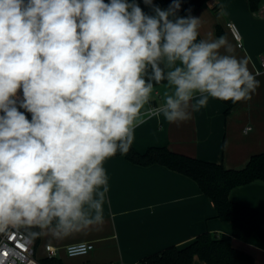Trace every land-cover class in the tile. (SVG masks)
I'll return each mask as SVG.
<instances>
[{"label":"clouds","instance_id":"clouds-1","mask_svg":"<svg viewBox=\"0 0 264 264\" xmlns=\"http://www.w3.org/2000/svg\"><path fill=\"white\" fill-rule=\"evenodd\" d=\"M183 2L142 0L145 12L139 0H0V233L102 224L104 164L129 153L138 127L251 98L260 73L226 36L199 38Z\"/></svg>","mask_w":264,"mask_h":264},{"label":"crops","instance_id":"crops-1","mask_svg":"<svg viewBox=\"0 0 264 264\" xmlns=\"http://www.w3.org/2000/svg\"><path fill=\"white\" fill-rule=\"evenodd\" d=\"M223 6L226 15L218 18ZM193 16L201 18L200 35L215 39L221 35L234 48L238 58H249V70L260 86L246 101L231 112L217 99L192 113L190 120L168 123L153 118L136 129L133 145L140 152L150 146H167L170 150L202 160L222 163L228 169L246 166L252 155L264 152V0L252 11L249 0H208ZM237 24L243 40L239 47L228 23ZM250 126L247 135L242 130ZM104 167L109 191L104 205V222L68 237L43 233L33 239L35 255L47 258L45 248H58L63 264H142L146 257L176 245L184 247L206 231L232 234V224L217 217L214 202L188 176L163 165L141 166L124 155L108 159ZM230 199L264 212V181L233 188ZM92 242L95 249L85 256L70 257L66 246ZM235 248L254 256L255 264H264V241L254 234L249 242L232 237ZM48 259V258H47ZM193 264H207L198 257Z\"/></svg>","mask_w":264,"mask_h":264},{"label":"trees","instance_id":"trees-1","mask_svg":"<svg viewBox=\"0 0 264 264\" xmlns=\"http://www.w3.org/2000/svg\"><path fill=\"white\" fill-rule=\"evenodd\" d=\"M207 1L184 0L179 14L186 15L184 10L191 9L193 15ZM139 2L145 12L150 11L143 5L142 0ZM154 2L166 8L171 0H154ZM260 3L261 0H249L250 8L254 12L259 9ZM199 38H202L201 35ZM222 102L227 106L228 113L239 104H233L231 101ZM117 155L121 154L117 153ZM124 156L137 165H163L195 180L201 190L214 202L217 217L231 222L233 227L231 235L203 232L186 246L167 247L146 257L142 260V264H193L196 257L207 264H255L254 256L233 246L232 237L249 242L253 235L257 234L264 241V212L233 202L229 194L237 186L255 180L264 181V152L252 155L246 166L240 169H228L222 163L180 154L167 146H150L146 151L140 152L132 145L129 153ZM41 261L44 264H63L54 258Z\"/></svg>","mask_w":264,"mask_h":264},{"label":"built area","instance_id":"built-area-1","mask_svg":"<svg viewBox=\"0 0 264 264\" xmlns=\"http://www.w3.org/2000/svg\"><path fill=\"white\" fill-rule=\"evenodd\" d=\"M228 28L231 30L239 47L243 46L242 34L234 22H229ZM264 67V57L262 58ZM84 243L86 251L81 252L79 245ZM72 248L73 255L68 254V248ZM95 249L92 242H76L66 246V253L70 257L85 256ZM47 258H57L59 250L53 245H47L45 248ZM0 264H44L35 255L34 240L23 229H11L5 233H0Z\"/></svg>","mask_w":264,"mask_h":264},{"label":"rangeland","instance_id":"rangeland-1","mask_svg":"<svg viewBox=\"0 0 264 264\" xmlns=\"http://www.w3.org/2000/svg\"><path fill=\"white\" fill-rule=\"evenodd\" d=\"M236 24V23H235Z\"/></svg>","mask_w":264,"mask_h":264}]
</instances>
